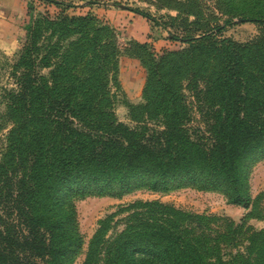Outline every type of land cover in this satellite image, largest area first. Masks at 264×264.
<instances>
[{
	"label": "trees",
	"instance_id": "obj_1",
	"mask_svg": "<svg viewBox=\"0 0 264 264\" xmlns=\"http://www.w3.org/2000/svg\"><path fill=\"white\" fill-rule=\"evenodd\" d=\"M255 1L251 7L261 6ZM257 9L244 20L261 34L245 44L219 39V28L158 54L127 43L122 52L145 73L142 104L128 107L132 126L112 109L120 56L112 31L89 14L30 22L11 65L14 89L2 96L10 128L0 151V264H73L82 244L74 197L194 187L248 209L247 168L264 158V10ZM242 230L243 254H231ZM81 264H264V234L132 202L98 221Z\"/></svg>",
	"mask_w": 264,
	"mask_h": 264
},
{
	"label": "rangeland",
	"instance_id": "obj_2",
	"mask_svg": "<svg viewBox=\"0 0 264 264\" xmlns=\"http://www.w3.org/2000/svg\"><path fill=\"white\" fill-rule=\"evenodd\" d=\"M61 8L46 4L41 0H0V151L10 128L5 114L4 91L14 89L11 79V65L16 59L24 41L28 24L44 14L54 16L64 12L68 16L89 14L96 18L114 34L115 45L120 56L117 59L116 85H110L112 109L115 118L132 126L128 107L142 104V89L145 73L142 65L122 52L129 42L145 43L158 54L163 50H180L184 36L198 37L205 30L219 28V39H229L245 44L261 34V28L246 22L245 16L253 14L261 6H253L255 0H53ZM263 3V4H262ZM130 9L148 14L157 24L133 13ZM257 9V10H258ZM227 22V23H226ZM48 34L45 33L44 37ZM53 39H51L52 41ZM42 44H46L41 40ZM46 71H42L45 75ZM195 107V106H194ZM200 117L192 114V125H198ZM251 205L248 209L229 205L218 192L200 191L194 187L169 190L165 193L151 192L138 188L120 198L101 196H80L70 201L74 213L76 229L82 244L73 259V264H81L98 221L115 212L118 207L132 202H159L179 211L201 216H217L229 219L235 225H242L249 232L264 234V158L251 163L246 176ZM246 233L239 235L237 249L231 254H243ZM236 250V251H235ZM228 251V250H227ZM228 252V253H229Z\"/></svg>",
	"mask_w": 264,
	"mask_h": 264
}]
</instances>
